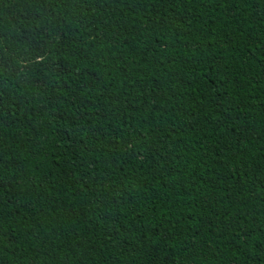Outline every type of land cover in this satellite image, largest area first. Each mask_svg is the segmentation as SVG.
<instances>
[{
    "label": "trees",
    "instance_id": "1",
    "mask_svg": "<svg viewBox=\"0 0 264 264\" xmlns=\"http://www.w3.org/2000/svg\"><path fill=\"white\" fill-rule=\"evenodd\" d=\"M0 264H264V0H0Z\"/></svg>",
    "mask_w": 264,
    "mask_h": 264
}]
</instances>
